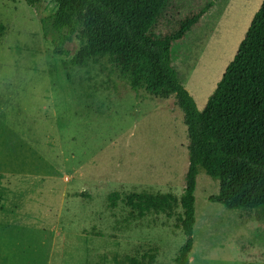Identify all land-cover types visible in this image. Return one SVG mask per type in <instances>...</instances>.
Masks as SVG:
<instances>
[{
	"label": "rangeland",
	"instance_id": "obj_1",
	"mask_svg": "<svg viewBox=\"0 0 264 264\" xmlns=\"http://www.w3.org/2000/svg\"><path fill=\"white\" fill-rule=\"evenodd\" d=\"M48 1L33 9L0 0V187L12 211L4 216L2 207L0 220L10 223L1 236L12 234V264H175L186 240L182 208L135 220L125 200L142 192L181 197L189 168L184 113L175 96L133 91L106 60L71 66L78 41L67 45L69 57L56 55L40 24L56 11ZM263 2L172 0L159 19L160 37L213 4L172 51L202 113ZM219 187L200 167L190 264H264V210L211 202Z\"/></svg>",
	"mask_w": 264,
	"mask_h": 264
},
{
	"label": "trees",
	"instance_id": "obj_2",
	"mask_svg": "<svg viewBox=\"0 0 264 264\" xmlns=\"http://www.w3.org/2000/svg\"><path fill=\"white\" fill-rule=\"evenodd\" d=\"M33 8L45 0H24ZM50 1V2H49ZM56 11L40 19L44 38L56 55L69 57L68 44L80 49L70 59L73 67L86 68L106 60L110 73L127 80L135 92L169 99L175 96L184 113L189 138V168L184 192L173 194L132 193L125 204L130 217L171 214L180 206L179 229L186 237L175 264H190L196 223L195 191L202 167L219 181V192L209 200L230 210H264V2L254 23L202 113L184 87L173 65L172 51L195 30L210 4L185 17L169 34L154 29L172 0H49ZM0 187V204L5 201ZM119 193L110 196L117 207Z\"/></svg>",
	"mask_w": 264,
	"mask_h": 264
},
{
	"label": "crops",
	"instance_id": "obj_3",
	"mask_svg": "<svg viewBox=\"0 0 264 264\" xmlns=\"http://www.w3.org/2000/svg\"><path fill=\"white\" fill-rule=\"evenodd\" d=\"M3 208V211L1 210ZM6 208H8V213ZM0 211L4 214V216L11 214L12 211L9 210V207H7L6 199L5 201H2V204H0ZM6 219L1 218L0 220V262L1 264H12V231H10V236H1L2 232L6 229L5 225L10 224L8 221H5ZM10 230L12 229V226L8 227ZM32 259L30 258L29 263L31 264ZM33 263V262H32Z\"/></svg>",
	"mask_w": 264,
	"mask_h": 264
}]
</instances>
